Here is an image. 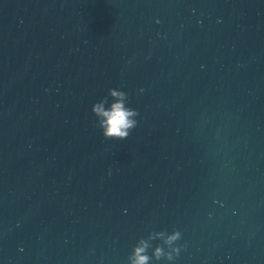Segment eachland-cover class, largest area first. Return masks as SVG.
<instances>
[{"label":"clouds","instance_id":"1","mask_svg":"<svg viewBox=\"0 0 264 264\" xmlns=\"http://www.w3.org/2000/svg\"><path fill=\"white\" fill-rule=\"evenodd\" d=\"M112 97H115V102L111 104L109 108L104 107V102L96 103L92 107L93 113L100 118L99 125L102 128V134L106 138H119L126 139L130 131L137 126V120L135 117L139 113L130 107L125 106L126 93L109 90ZM155 235L164 236V233H157ZM180 233L174 232L171 236H167L165 243L171 245L174 241L179 239ZM154 238L150 236V239ZM149 244L145 240H141L139 245L135 247L133 255L130 258L131 264H149L150 257L146 254V250ZM178 251V250H176ZM154 255L156 259H159L164 255L163 249L157 247ZM168 259H171L169 254Z\"/></svg>","mask_w":264,"mask_h":264}]
</instances>
